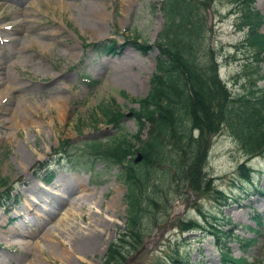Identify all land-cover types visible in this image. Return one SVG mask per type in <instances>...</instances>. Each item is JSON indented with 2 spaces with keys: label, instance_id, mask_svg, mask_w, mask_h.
I'll return each mask as SVG.
<instances>
[{
  "label": "rangeland",
  "instance_id": "obj_1",
  "mask_svg": "<svg viewBox=\"0 0 264 264\" xmlns=\"http://www.w3.org/2000/svg\"><path fill=\"white\" fill-rule=\"evenodd\" d=\"M220 1L207 11L208 37L216 48L219 77L230 91L238 93L257 68L264 75V54L263 61L258 62L241 46L243 35L236 32L234 19L228 15L233 4ZM160 3L0 0V180H6L8 189H12L8 198L4 196L7 207L0 208V264H102L107 246L123 230L126 188L117 177L119 169L95 162L79 149L83 142H103L116 133L104 119L95 116L101 103L114 101L126 115L137 108L135 99L149 92L158 55L155 41L163 23ZM255 7L264 17V0H255ZM260 32L264 34V25ZM136 38L147 48L133 43ZM113 40L124 46L127 56L119 54L116 58L96 51ZM246 62L248 65H244ZM122 69L123 80L113 76ZM258 87L264 88V79ZM120 126L129 134L136 132L132 116H124ZM64 141L74 145L70 158L64 152L55 154L59 142ZM21 154L28 158L23 166L18 161ZM262 154L247 163L252 174L250 183L246 182L238 174V166L246 160L239 144L226 129L213 137L204 169L210 190L193 193L180 186L174 199L165 177L160 183L162 190L155 189L156 204L143 225L142 251L136 255L139 247L129 253L125 264H173L177 249L181 257L177 264H221V249H227L234 259L246 258L247 264H264ZM48 163L55 177L44 184L43 170H38ZM56 181L61 185L56 191L66 197V205L40 229L24 225L28 226L24 228L27 237L20 239L24 245H8L3 238L12 227H18V222L22 224L17 215L23 216L22 210L36 197L35 191L32 195L27 189L33 185L43 190ZM73 203L77 207L66 214ZM93 215L106 229L90 224ZM55 220H63L56 236L65 250L51 239L53 249L42 237V229ZM189 220L197 221L202 228L181 232L178 225ZM215 227L224 233L218 241L209 233ZM84 228L99 230L103 235L94 251L82 255L66 236ZM246 240L253 242L245 245Z\"/></svg>",
  "mask_w": 264,
  "mask_h": 264
},
{
  "label": "trees",
  "instance_id": "obj_2",
  "mask_svg": "<svg viewBox=\"0 0 264 264\" xmlns=\"http://www.w3.org/2000/svg\"><path fill=\"white\" fill-rule=\"evenodd\" d=\"M215 1L161 0L163 24L155 42L158 55L150 90L145 98L135 100L138 108L132 111L136 133L129 134L119 126L123 114L114 102L98 106L100 112L95 116L118 131L105 142H83L82 149L93 159L118 167V177L126 187L125 226L108 245L103 264H125L128 254L141 248L146 229L143 225L156 204L155 189L162 190L160 183L165 177L174 199L179 196L180 186L193 193L210 190V179L205 180L204 172L207 154L213 137L223 129L232 135L246 157L238 166L239 177L246 182L250 183L252 174L247 163L264 153V88L258 87L264 75L257 68L255 76L247 78L244 89L238 93L229 91L220 79L216 48L210 45L207 26V11ZM230 1L234 7L231 13L236 15L235 28L243 34L241 46L262 62L264 35L259 30L264 18L254 7L255 0ZM113 49L108 47V52ZM144 130L146 136L142 139ZM67 148V141L59 143L55 154ZM137 153H141L142 161L134 164ZM52 175L46 169L43 180L50 181ZM1 188L4 191L0 205L4 196L8 198L10 194L6 180H0ZM256 224L261 225L258 220ZM178 228L191 232L202 226L189 220L181 222ZM212 229L209 233L218 241L224 233L216 227ZM232 235L227 233L228 238ZM248 241L253 242L246 240L245 245ZM220 255L221 264H246L245 258L234 259L227 249H221ZM180 258L177 249L172 263L177 264Z\"/></svg>",
  "mask_w": 264,
  "mask_h": 264
},
{
  "label": "bare ground",
  "instance_id": "obj_3",
  "mask_svg": "<svg viewBox=\"0 0 264 264\" xmlns=\"http://www.w3.org/2000/svg\"><path fill=\"white\" fill-rule=\"evenodd\" d=\"M112 44L114 45L113 53H114V56H116V58L119 57V54L120 56L128 55V53L123 52L124 50L123 45L118 44V42L114 40ZM121 64L122 63H120V65ZM113 76L116 78L118 77L119 79L123 80L124 69H122L120 73L113 75ZM27 160H28L27 156L24 154H21L18 161L20 165L23 166L24 163L27 162ZM56 182L55 184H52V186H50V188L48 189L40 190V188L34 187L33 185L27 189L29 190V193L32 195H35L33 193L35 191L36 197L34 199H30L29 206H27L26 208L22 210L24 212L23 216L17 215V217L21 218V223L23 225L20 224V222H18V227H15V228L12 227L10 231L8 232V234H6V236L3 238L4 240L7 241L8 245L10 246L24 245V242H20V239L24 240L27 237L26 234L28 232H26L24 228L26 229L30 225V227L33 226L37 229H40L41 227H43V225H45V223L50 222L53 218H55L56 214H59V211L61 210L62 206L66 205L64 202L66 200L64 198L66 197L64 195L62 197L60 193L56 191V186L57 187L58 185L61 186L60 183L58 184V181ZM63 187H64V191L67 194H69V189L65 187L64 185ZM84 188H86V186ZM55 196H60V198L55 197ZM76 207H77L76 203L70 204L67 208L66 214H69V213L72 214L73 213L72 209H75ZM24 216L27 217L25 221H23L22 219V217ZM89 222L94 227L106 229L103 221L97 220L94 215L89 218ZM26 224H28V226H24ZM60 226H63V220H55L51 226H47L42 229V237L46 238L47 241L54 239L56 242L55 245L61 248V250L62 249L65 250V246L63 245V242L56 236V232L57 230H59ZM2 227L3 225H0V231H2L1 229ZM29 229L31 230L32 228H29ZM61 230L63 231V227L61 228ZM84 230L85 231H76L73 233H71L70 231L69 234H67L66 236L68 241H70V238H71L70 242L73 243V245L71 244L72 247H74L77 250V252H79L82 255L88 254L94 251L96 242L103 235L102 233H100L99 230H96L98 232L88 230L86 228H84ZM0 239H1V235H0ZM50 243L52 246L51 241ZM52 247L54 249L55 246H52ZM53 256H58V255L53 254ZM30 264H35V262H30Z\"/></svg>",
  "mask_w": 264,
  "mask_h": 264
},
{
  "label": "water",
  "instance_id": "obj_4",
  "mask_svg": "<svg viewBox=\"0 0 264 264\" xmlns=\"http://www.w3.org/2000/svg\"><path fill=\"white\" fill-rule=\"evenodd\" d=\"M140 160H141V155L138 154V155H137V158H136L134 161H135V163H137V162H139Z\"/></svg>",
  "mask_w": 264,
  "mask_h": 264
}]
</instances>
